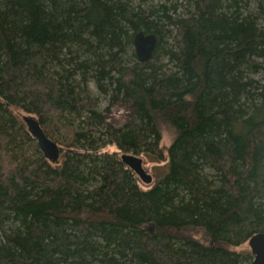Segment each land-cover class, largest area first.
I'll return each instance as SVG.
<instances>
[{"label": "trees", "instance_id": "1", "mask_svg": "<svg viewBox=\"0 0 264 264\" xmlns=\"http://www.w3.org/2000/svg\"><path fill=\"white\" fill-rule=\"evenodd\" d=\"M143 1L0 0V264L252 259L234 247L264 231V0ZM108 144L167 171L144 189Z\"/></svg>", "mask_w": 264, "mask_h": 264}, {"label": "water", "instance_id": "2", "mask_svg": "<svg viewBox=\"0 0 264 264\" xmlns=\"http://www.w3.org/2000/svg\"><path fill=\"white\" fill-rule=\"evenodd\" d=\"M155 42L156 37L153 33L138 31L134 34L132 43L139 62H146L150 59ZM22 119L29 133L35 138L44 157L50 162H58L61 153V146L45 134L39 121L34 116L26 114L22 116ZM120 159L132 169L142 182H151L152 176L145 170L143 159L138 154L121 151ZM247 244L250 248L252 259L246 264H264V231H259L253 234L247 240Z\"/></svg>", "mask_w": 264, "mask_h": 264}, {"label": "rangeland", "instance_id": "3", "mask_svg": "<svg viewBox=\"0 0 264 264\" xmlns=\"http://www.w3.org/2000/svg\"><path fill=\"white\" fill-rule=\"evenodd\" d=\"M141 1H143V0H141ZM157 1L158 0H153V3H156ZM143 2H145L146 4H150L151 0H144ZM92 87H93V85H90V88H92ZM91 95H92V97H98L99 100H98L97 110L99 112H101L105 116L106 120H108L110 123H112V125L119 126V125H122L127 120L129 107H128V105L126 103L119 101V102H115V103H113L112 105L109 106V102L107 101V99H105L99 92H97L93 88H92ZM107 106H108V109L105 110V107H107ZM58 134H60L61 138H63L62 131H58ZM171 137H172V135L169 134L166 130H164L163 133H162L161 143L164 146L168 145L170 140H171ZM58 145L61 146V148H63L62 144H58ZM103 150L104 151H108V152H114L117 156H119L121 154L120 149H118L116 147V145H114V144L106 145L103 148ZM138 155L140 157H142V159H143V166H144L145 170L148 173H150L152 175V177H153L152 182L144 183L135 174L138 184L142 188L147 189V188L151 187L154 183H156L161 177L164 176V174L167 171V167L165 165V161L154 162V161H150L147 157H145L141 153L138 154ZM191 234L194 237H196V238L203 239V236H202L201 232L191 231ZM234 248L237 251H244V250L250 251V248H249L247 242H245L242 245H239L237 247H234Z\"/></svg>", "mask_w": 264, "mask_h": 264}, {"label": "bare ground", "instance_id": "4", "mask_svg": "<svg viewBox=\"0 0 264 264\" xmlns=\"http://www.w3.org/2000/svg\"><path fill=\"white\" fill-rule=\"evenodd\" d=\"M119 157H120V155H119ZM126 165V164H125ZM127 166V165H126ZM128 167V166H127ZM131 169V168H130ZM132 170V169H131ZM150 174V173H149ZM152 176V175H151ZM152 180H153V177H152V179H151V182H152ZM185 234V233H184Z\"/></svg>", "mask_w": 264, "mask_h": 264}, {"label": "flooded vegetation", "instance_id": "5", "mask_svg": "<svg viewBox=\"0 0 264 264\" xmlns=\"http://www.w3.org/2000/svg\"><path fill=\"white\" fill-rule=\"evenodd\" d=\"M63 151V149H61V152ZM60 155H61V153H60Z\"/></svg>", "mask_w": 264, "mask_h": 264}]
</instances>
